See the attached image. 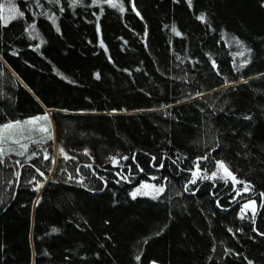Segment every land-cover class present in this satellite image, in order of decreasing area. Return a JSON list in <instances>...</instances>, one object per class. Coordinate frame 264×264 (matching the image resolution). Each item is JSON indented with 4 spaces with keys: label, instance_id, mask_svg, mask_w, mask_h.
<instances>
[{
    "label": "trees",
    "instance_id": "trees-1",
    "mask_svg": "<svg viewBox=\"0 0 264 264\" xmlns=\"http://www.w3.org/2000/svg\"><path fill=\"white\" fill-rule=\"evenodd\" d=\"M116 1L0 19V125L53 122L0 164V264H264V0Z\"/></svg>",
    "mask_w": 264,
    "mask_h": 264
},
{
    "label": "snow or ice",
    "instance_id": "snow-or-ice-1",
    "mask_svg": "<svg viewBox=\"0 0 264 264\" xmlns=\"http://www.w3.org/2000/svg\"><path fill=\"white\" fill-rule=\"evenodd\" d=\"M10 2H11V6L8 8V12L11 13V15L9 17H7V19L14 20V19H16L17 14H19V16H23L24 13L22 11H20L17 7L14 6V0H10ZM189 2H191V0H189ZM107 3L111 4L112 0H107ZM113 6H115V5H113ZM123 10L124 9L121 8V11H123ZM3 11H4V6H3V4H0V13H3ZM0 19H5V18L2 15H0ZM200 19L204 20L205 17L203 15H201ZM32 27L34 28L35 25H32ZM172 30L174 32H176L175 27H173ZM176 34L179 35L178 32ZM237 55H243V53H238ZM245 63H247V62H245ZM240 67H244V65L242 64V65H240ZM97 78H99V74H97ZM41 120L48 121V124L47 125H41L35 129H33L32 127H29L27 130L29 134L32 133L34 130L45 134V135L41 136V138L39 140L32 139L31 135H25L24 134V125H30V126L36 125ZM50 126H51V122H50L47 114H45L43 116H37V117H34L32 119L25 120L23 122H21V121L7 122V123L0 125V164L4 163V157L5 156L9 155L10 153H12L14 151L10 147H7V145L9 143L18 145L20 148V151H16L15 154L23 157L29 151V144L23 143L22 142L23 140H29L30 143H32V144L47 143L48 140H51L52 135L49 131ZM12 129H19L20 130V138L19 139L15 138L13 136L6 135L8 130H12ZM60 153L62 156L65 157V159L69 158L67 156V154L64 152L63 148L60 149ZM85 154H87V152ZM35 155H36V153L32 152V154L29 155L27 158L30 160ZM44 159H50V157L46 154L44 156ZM112 159H115V158H112ZM123 159L126 160V159H128V157H124ZM208 159H209L208 155H204V156H201L198 158V160L195 163V169L196 170L191 172L193 179L191 181H189V183H195L196 182L195 178L200 176V172H201L200 162L206 161ZM15 163L17 165H20L19 160H17ZM161 167H163L162 164H161ZM215 167H216V170L212 171L210 175H204L200 178L209 179V180L219 178L221 180H225L226 182L228 180H231L233 185L243 184V189H242L243 192H247L250 190V185L245 183L244 181L239 180L237 178V176L233 173L231 168L229 167L228 163H226L224 160L215 161ZM204 171L206 172L207 169H204ZM19 175H20V173L17 172L16 176L19 177ZM40 175H43V173L41 172ZM152 179H156V177H152ZM141 189H151L154 193L153 198H155L159 194H162L165 191V188L162 186L157 187V186L152 185V184L144 183L139 188H137L135 192L132 193L133 197H135L138 193H141ZM240 193H241V190L237 189V195H239ZM143 194L147 195L148 193L144 192ZM261 195H264V194H261ZM250 206H252L253 212H254L255 211L254 202L245 203L243 205V208L247 209ZM260 206L264 207V204H261ZM53 231H56V229H53ZM137 259H139V257H137Z\"/></svg>",
    "mask_w": 264,
    "mask_h": 264
},
{
    "label": "rangeland",
    "instance_id": "rangeland-1",
    "mask_svg": "<svg viewBox=\"0 0 264 264\" xmlns=\"http://www.w3.org/2000/svg\"><path fill=\"white\" fill-rule=\"evenodd\" d=\"M5 1V0H4ZM9 1V5L7 6V1L5 2V12H7V13H5V16H4V18H5V20H6V17H9L10 16V14L11 13H9L8 12V8L11 6V2H10V0H8ZM36 2H38V1H40V0H35ZM46 1H51V0H46ZM73 2H77V3H79L80 2V0H72ZM95 2H99V3H103V2H107V0H94ZM110 4V3H109ZM115 4H117V1L116 0H112V3H111V5H115ZM6 6H7V8H6ZM15 6V5H14ZM51 113H52V111H48V113H47V115H48V117H49V120H50V122H51V126H50V129H49V131L51 132L52 130H53V122H52V120H51ZM32 119V118H31ZM23 121H25V120H23ZM23 121H21V122H23ZM48 124V121H43V120H41V121H39L36 125H24V134L25 135H31V137H32V139H36V140H39L40 138H41V136H43V135H45V134H43V133H40V132H38V131H33L32 133H28V128L29 127H32L33 129H35V128H38L39 126H41V125H47ZM6 135H8V136H13V137H15V138H17V139H19L20 138V130L19 129H12V130H8V132L6 133ZM24 141H27L28 142V144H30V141L29 140H23L22 142L24 143ZM13 145H16V144H12V143H9L8 145H7V147H10V148H13L14 150H17V151H20V148L19 147H13ZM144 183H148V184H152V185H155V186H157V187H161L162 185H157V184H155V183H152V182H148V181H143L142 182V184H144ZM141 184V185H142ZM141 185H139V186H137L136 188H135V190H134V192L136 191V189L137 188H139ZM163 187V186H162ZM144 192H147L148 194L147 195H144L143 193ZM242 192L243 191H241V193L239 194V195H236V197H239L241 194H242ZM247 192H249V191H247ZM133 193V192H132ZM163 194V193H162ZM162 194H159V195H157L155 198H158L159 196H161ZM153 195H154V193H153V191L151 190V189H141V193H138L135 197H147V198H153ZM133 196V195H132ZM155 198H153V199H155ZM250 202H254V205H255V211L253 212V208H252V206H250L249 208H247V209H244L243 208V205L245 204V203H250ZM258 209H259V206H258V203H257V201L256 200H254V199H249V200H246V201H244L243 203H242V208H241V210H242V212H244V213H246V212H252V213H256L257 211H258Z\"/></svg>",
    "mask_w": 264,
    "mask_h": 264
}]
</instances>
